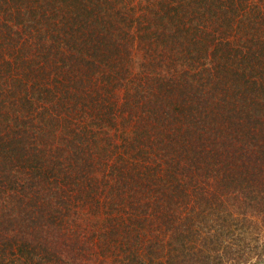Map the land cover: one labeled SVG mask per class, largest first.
Listing matches in <instances>:
<instances>
[{
  "label": "trees",
  "instance_id": "obj_1",
  "mask_svg": "<svg viewBox=\"0 0 264 264\" xmlns=\"http://www.w3.org/2000/svg\"><path fill=\"white\" fill-rule=\"evenodd\" d=\"M0 264H264V0H0Z\"/></svg>",
  "mask_w": 264,
  "mask_h": 264
}]
</instances>
